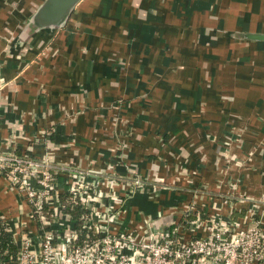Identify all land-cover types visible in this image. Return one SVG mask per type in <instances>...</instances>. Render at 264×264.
Returning a JSON list of instances; mask_svg holds the SVG:
<instances>
[{"label": "crops", "instance_id": "obj_1", "mask_svg": "<svg viewBox=\"0 0 264 264\" xmlns=\"http://www.w3.org/2000/svg\"><path fill=\"white\" fill-rule=\"evenodd\" d=\"M31 1L0 0V149L38 155L47 140L53 165L100 169L127 140L139 170L164 180L173 143L197 169L186 175L180 165V176L209 184L219 175L226 201L174 181L154 201L136 194L123 225L160 218L158 206L167 223L177 208L264 220V40L247 37L264 34V0H81L59 28L33 25ZM125 127L135 136L122 137ZM222 139L232 157L256 150L247 167L214 164ZM108 164L124 173L121 162ZM26 211L0 175V212L33 227Z\"/></svg>", "mask_w": 264, "mask_h": 264}, {"label": "built area", "instance_id": "obj_2", "mask_svg": "<svg viewBox=\"0 0 264 264\" xmlns=\"http://www.w3.org/2000/svg\"><path fill=\"white\" fill-rule=\"evenodd\" d=\"M9 147L0 149V175L25 201V221L33 223L15 226L8 220L18 248L14 264H264L261 217L177 208L181 215L168 226L152 228L158 218L145 214L136 225L131 219L123 225L120 215L136 194L152 199L166 183L134 179L130 167L120 176L114 170L57 166L46 153L30 154L32 146L20 155L12 143ZM60 192L71 194L73 203L79 201L86 210L80 220L93 240L76 242V219L61 204ZM204 195L211 199L214 194ZM162 209L158 206L160 217L166 213Z\"/></svg>", "mask_w": 264, "mask_h": 264}, {"label": "rangeland", "instance_id": "obj_3", "mask_svg": "<svg viewBox=\"0 0 264 264\" xmlns=\"http://www.w3.org/2000/svg\"><path fill=\"white\" fill-rule=\"evenodd\" d=\"M36 2H38L39 3V5H40V3L42 2V0H38V1H31V7H32V9H31V7H29V9H31V13L33 12L34 13V5H35V3ZM12 3H14V1H7V5H8V7H12L11 5H12ZM38 5V6H39ZM37 6V7H38ZM29 9H28V7H25L24 8V10L25 11H29ZM37 8H35V10H36ZM33 10V11H32ZM32 13V14H33ZM8 34H9V32H8ZM120 120H121V118L123 119V117H118ZM117 117H115V118H112L114 121L116 120V119H118ZM176 117H173L172 118V120H174ZM128 121H129V119L128 120H126V123H124L125 125H128ZM125 129V130H124ZM123 129V132L120 134V135H123L122 137H124V136H130V135H132V137H134L135 136V134H133L134 132H135V129H128V128H124ZM214 139V138H213ZM236 139V138H235ZM223 140V139H222ZM236 140H238V139H236ZM239 141V140H238ZM118 144H117V146L118 147H113L112 148V150H114L115 149V152L116 153H112V154H109L110 156H111V158H107L106 160H105V163H104V165H102L101 167H100V169H103V170H105L106 169V164L107 163H110L111 161L112 162H115L116 163V165H118V163L119 162H121L122 163V167L124 168V173H119L120 174V176H124V175H126V173H125V171L127 172V170L129 169V167L134 171V175H133V178L134 179H141V180H143V181H149V179H150V177H148V176H145V174L143 173V170L141 171V170H139V168H138V164H137V160L135 161V159L130 155V153H129V151H127V147H129V143H128V141L127 140H121V142L119 143V141L117 142ZM224 144H226L225 143V141L223 140V141H221V143H218V145H216V149H215V161H217V163H214V164H218V161L220 160V159H222V158H224V159H222L223 160V162L221 163V167H218V168H224V167H230V166H235V167H237V168H243V167H247L248 165H247V163H246V161H248V158L250 157V159H251V157H253V155H255L256 154V150H253L252 148H250V150H248L247 151V154L244 156V158H240L239 156H229V154L225 151V149H224ZM47 145H48V141L46 140V141H44V149L42 150L43 152L42 153H46V147H47ZM254 145H256V144H254ZM253 145V146H254ZM73 146H75V144H73ZM227 146H229V145H227ZM177 147V145H175V144H173L172 143V150L171 151H169L167 154L165 153V155H164V157L162 158V165L163 166H167V165H170L171 166V169H172V171L173 172H177L178 174L177 175H174V173L173 172H171V173H169V174H167V175H164V180H159V178H157V177H153L152 179H150V182L152 183V182H154V181H157V182H155V183H160V182H165L166 184L165 185H167L170 189L171 188H173V186L174 185H172V183H174V181H179V182H181L182 184H185L188 180L190 181L191 179L189 178L190 176H183V177H181L180 176V174H179V170L177 171L176 170V168L177 167H180V165H182V166H185L186 165V163H187V159H186V161L183 163V160H181V157H182V155H178L175 151H173V150H176L175 148ZM186 147H189V148H191V146H189V145H187ZM186 147H184V148H186ZM239 147V149H240V151H242V148L244 147L243 145H240V146H238ZM262 151H264V147H263V149H262ZM110 151H108V153H109ZM170 153V154H169ZM168 154H169V157H168ZM224 154H225V156H224ZM223 155V156H222ZM112 157H115V158H112ZM160 157V156H159ZM222 157V158H221ZM246 157V158H245ZM161 158V157H160ZM164 159H166V160H164ZM198 159H199V157H198ZM197 159V162H199V161H201L200 159L198 160ZM244 159V160H243ZM161 161H159V159L155 156L154 158H152V161H151V166L149 167L150 169H151V171H153V167H154V169L155 168H159V165L161 164L160 162ZM251 161V160H250ZM248 162L250 165H252L253 164V162ZM165 163V164H164ZM193 163H194V161H193ZM185 164V165H184ZM109 165V167L111 168V169H113L114 168V166H116V165H112V164H108ZM107 165V166H108ZM181 166V167H182ZM188 165H186L185 166V172H186V175H188L191 171L193 172V173H197V172H195L197 169H195V167H194V165L192 166V167H187ZM202 166V165H201ZM113 167V168H112ZM180 167V168H181ZM138 168V169H137ZM248 168H250V167H248ZM137 169V170H136ZM221 169V170H222ZM218 170V169H217ZM116 172V171H115ZM220 172V171H219ZM219 172H216V174H219ZM118 173V172H117ZM173 173V174H172ZM192 173V175H195V174H193ZM190 175V174H189ZM176 176V177H175ZM205 179L207 178V177H204ZM187 179V180H186ZM215 181H216V184H218L219 182H220V178H219V175L216 177H211L210 178V181H209V184H208V182L207 183H204V182H200V184H194V182H192V180H191V182H187L188 183V185H187V187H192V188H194V189H196V190H199V189H197V187H199V186H201V188H200V192H207V191H210L212 194H214V195H218L219 196V192L217 191V189H220L216 184H215ZM237 181L238 180H235L234 181V183H235V185H237ZM190 184V185H189ZM235 185H233L234 187H236ZM204 187H205V189H208V190H204ZM204 190V191H203ZM204 192V193H205ZM153 194V193H152ZM141 195H144V196H148L147 195V193H144V194H141ZM214 195H213V197H214ZM156 196H159V193L156 195ZM156 196L154 197L153 196V199H155L156 198ZM221 197H223V196H221ZM224 198H226L227 199V197L225 196ZM152 199V200H153ZM258 199H262L261 197L260 198H258ZM259 201V200H258Z\"/></svg>", "mask_w": 264, "mask_h": 264}, {"label": "trees", "instance_id": "obj_4", "mask_svg": "<svg viewBox=\"0 0 264 264\" xmlns=\"http://www.w3.org/2000/svg\"><path fill=\"white\" fill-rule=\"evenodd\" d=\"M38 5H39V3L36 2L34 5V9L37 8ZM27 18H29V17H27ZM15 152L20 155L22 153H26V150H20L18 148L17 149L15 148ZM214 163H217V161H215V158H214ZM219 163L221 165V159L218 161V164ZM68 168L74 169V168H77V166L74 163H71L68 165ZM62 172L66 173L67 171H62ZM153 177L154 176H152L151 178H153ZM9 191L12 192L13 190H9ZM219 194H221V193H219ZM147 198H148V196H147ZM217 198H219V196H217ZM59 199H60L61 204L65 208V210L76 219V229L78 232V239L76 242L82 243L83 241L93 240L95 238V235L92 233V231L90 229L83 228L82 224H81L80 217L83 214H86V210L82 207L81 203L79 201L76 204L73 203V199H72L71 194L65 193V192L59 193ZM153 201H154V199H153ZM186 216L187 217L189 216L190 218H192V217H194V213L186 215ZM202 216L205 217L206 215H202ZM233 216L235 217L236 214H233ZM139 222H133L131 225H136ZM17 253H18V248H17L16 239L14 237V233L8 227V219H7L6 215H4L0 212V264H14V262L17 259Z\"/></svg>", "mask_w": 264, "mask_h": 264}, {"label": "water", "instance_id": "obj_5", "mask_svg": "<svg viewBox=\"0 0 264 264\" xmlns=\"http://www.w3.org/2000/svg\"><path fill=\"white\" fill-rule=\"evenodd\" d=\"M80 1L81 0H42L40 5L32 14L30 21L33 25L39 28H48V27L59 28L65 23V21L71 14L74 7ZM247 37L251 39L264 40V34H251V35H247ZM170 213L172 217L175 216L177 217V213H178L177 210ZM165 218L166 217L164 215L163 217L154 220L150 224V226L154 229L160 225L168 226L179 217H177L176 219L172 218V222L170 223H167L165 221Z\"/></svg>", "mask_w": 264, "mask_h": 264}]
</instances>
